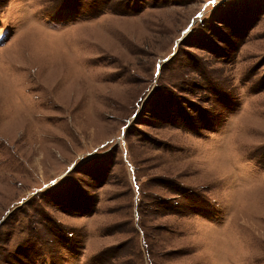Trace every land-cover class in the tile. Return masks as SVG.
<instances>
[{
	"label": "rangeland",
	"instance_id": "374dc122",
	"mask_svg": "<svg viewBox=\"0 0 264 264\" xmlns=\"http://www.w3.org/2000/svg\"><path fill=\"white\" fill-rule=\"evenodd\" d=\"M0 264H264V0H0Z\"/></svg>",
	"mask_w": 264,
	"mask_h": 264
}]
</instances>
